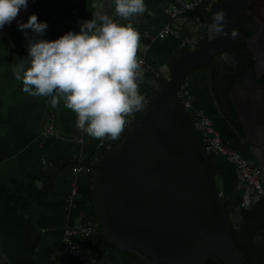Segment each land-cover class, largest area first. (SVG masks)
I'll return each instance as SVG.
<instances>
[{
    "label": "water",
    "instance_id": "1",
    "mask_svg": "<svg viewBox=\"0 0 264 264\" xmlns=\"http://www.w3.org/2000/svg\"><path fill=\"white\" fill-rule=\"evenodd\" d=\"M221 9L226 13L225 29H236L237 36L211 40L208 27L213 13ZM247 14H252L255 31L245 39L241 31ZM262 21L264 1L213 2L206 43L175 56L170 76L155 84L148 107L114 149L97 162L81 161L93 181L94 208L104 240L135 254L143 264H204L207 258L214 264H244V251L235 244L218 196L213 157L206 153L178 91L191 69L220 56L234 68L237 81L228 99L243 127L249 114L264 129V85L258 82L264 63L252 50L257 43L260 48L255 49L264 57ZM236 39L238 48L231 55L228 50ZM235 87L240 96H233ZM256 135L250 151L258 159L264 185V135ZM64 164L45 171L55 174ZM253 245L264 248L260 230Z\"/></svg>",
    "mask_w": 264,
    "mask_h": 264
},
{
    "label": "crops",
    "instance_id": "2",
    "mask_svg": "<svg viewBox=\"0 0 264 264\" xmlns=\"http://www.w3.org/2000/svg\"><path fill=\"white\" fill-rule=\"evenodd\" d=\"M171 1L145 0L146 11L132 21L140 34L138 58L156 68L164 78L170 76V58L185 47L188 50L192 45L197 47L207 30L206 24L199 23L197 18L181 15L169 19L166 10ZM94 2L103 4V11L116 22L128 23L115 16L113 0H28L27 9H21L11 24L0 29V264H84L68 254L62 236L66 226L86 220V209L93 194V181L87 169L83 166L69 176L58 177L53 193L45 198L33 200L23 194L15 201L11 199L10 189L14 179H23L39 169H53L60 161L65 163L62 161L65 158L76 161L89 158L96 151L106 149L110 139H93L78 131L75 113L65 108L62 101L53 108L50 97L29 96L22 90V81L15 79L12 68L27 57L29 38L38 37L29 29L26 38L18 28V21L26 22L30 15L36 14L38 21L48 25L38 39L55 40L69 31L79 32L80 24L92 19ZM167 22L180 35L157 38L156 32ZM161 77L156 78L153 70L148 69L141 91L147 92ZM185 80L194 108L210 116L221 137L250 164H258L250 149L255 147L256 134L264 135L260 123L245 114L244 128L235 110L239 128L231 125L210 90L207 70L188 73ZM49 126L52 133L47 135ZM212 160L217 169L218 188L227 199H236L238 189L232 165L220 156ZM235 208L231 215L234 220L242 214ZM105 261L106 264H129L114 249L107 251Z\"/></svg>",
    "mask_w": 264,
    "mask_h": 264
},
{
    "label": "clouds",
    "instance_id": "3",
    "mask_svg": "<svg viewBox=\"0 0 264 264\" xmlns=\"http://www.w3.org/2000/svg\"><path fill=\"white\" fill-rule=\"evenodd\" d=\"M113 3L115 16L128 23L116 22L103 11V4L94 2L92 19L83 21L79 32L69 31L55 40L29 38L27 57L12 68L25 93L50 97L53 108L62 101L65 108L75 113L77 130L98 140L118 139L128 123L126 118L143 110L146 103L139 92L140 34L132 22L146 11L145 0H113ZM27 7L28 0H0V29L11 24L20 10ZM226 24L225 11L214 12L208 27L209 38H235L236 29L229 32ZM47 27V22L38 21L36 14L30 15L26 22L18 21V28L26 38L27 30L40 37ZM260 195L264 191L254 198L245 196L244 204L258 201Z\"/></svg>",
    "mask_w": 264,
    "mask_h": 264
},
{
    "label": "trees",
    "instance_id": "4",
    "mask_svg": "<svg viewBox=\"0 0 264 264\" xmlns=\"http://www.w3.org/2000/svg\"><path fill=\"white\" fill-rule=\"evenodd\" d=\"M217 1V0H215ZM208 3H202L196 6L193 10L187 11L185 15L189 19L197 18L199 23L206 24L209 22V7L207 8ZM253 31V26L250 28L248 25L243 26V30L241 34L244 37H248ZM206 43V36L202 39L198 40L197 47L202 46ZM187 51V48H183L180 54H183ZM175 56L170 58V63L174 62ZM222 58L220 56L212 59L207 64L191 69L189 73H192L196 70H207L209 73V87L210 90L215 96V99L220 107L221 112L225 115L227 120L234 127L239 128L237 122H235V111L231 105L230 100L228 99L226 79L221 80L219 78V74L221 72V63ZM160 79H158L159 81ZM185 82V81H184ZM154 90V88H153ZM154 92V91H153ZM142 110L138 111L134 116L133 120L130 124L138 119ZM193 119V117H192ZM194 121V119H193ZM129 128L124 129L121 135L116 140H111L109 146L100 151H96L92 156L86 158L84 160L89 162H97L104 156L107 152L114 149L128 134ZM69 158H65L62 160L65 164L59 169V171L55 174H51L50 172L45 171L44 169H39L37 171L26 174L23 179L13 180L12 186L10 189L11 199L15 201H19L23 194H26L33 200L39 198H45L48 195L53 193L54 183L58 177L69 176L71 175L73 168L83 167L80 161L76 160H68ZM61 162V161H60ZM60 162L53 166L57 168ZM85 167V166H84ZM86 168V167H85ZM214 173L216 174L217 169L213 164ZM87 169V168H86ZM88 171V169H87ZM239 204V197L235 199H224L222 200V205L229 217V224L231 228V235L235 241L236 246L244 251V264H264V248L255 247L253 245V238L258 230L261 231L262 236L264 237V195H260L258 201H255L251 204V207L248 211L242 212L241 216L237 219H232L231 215L235 212V207ZM86 220L92 219L97 221L95 208H94V196L91 195L89 204L86 209V214L84 217ZM97 229L96 235L91 238L81 239L89 242V246L92 252L98 259L105 260L106 253L109 249H114L117 251L119 256H121L127 263L129 264H143L139 258L127 251L118 250L113 244L104 240L103 235L100 231V224ZM204 264H214V261L207 258ZM220 264H223L222 262Z\"/></svg>",
    "mask_w": 264,
    "mask_h": 264
},
{
    "label": "built area",
    "instance_id": "5",
    "mask_svg": "<svg viewBox=\"0 0 264 264\" xmlns=\"http://www.w3.org/2000/svg\"><path fill=\"white\" fill-rule=\"evenodd\" d=\"M212 1L214 0H172L169 3L166 12L169 19H175L185 14L187 11L193 10L196 6L202 3ZM168 35L175 37L180 35V31L176 27L171 26L169 22L164 24L156 32L157 38H163ZM35 39H38V37ZM193 48L194 46L192 45V49ZM138 59L142 62L141 76L139 79V92L145 97L146 100L145 106L143 108L144 110L148 107L154 93V86H152V88L150 87L147 92L144 93L140 88L142 82L145 79L147 70L152 69L156 78L161 77V75L156 68L149 66L142 59ZM178 97L180 98L182 105L189 112L191 118L193 117L194 125L201 136L206 153L211 157L220 156L224 158L230 165H232L239 197V204L237 207L242 212L248 211L252 203L250 205H245V196L254 198L259 192L264 191V185L261 181V172L259 167L257 165L250 164V162L245 157H243L242 154L227 139L221 137L220 133L215 127L214 121L210 116H208L202 110L194 108L190 98V92L185 85H182L178 91ZM136 114L137 112L126 118L128 123L125 125L124 129L130 128L132 125L130 123ZM51 133L52 127L49 126L45 134L50 135ZM79 168H73V171L77 172ZM218 196L222 200L226 199V196L222 190H218ZM71 197L72 196H70L69 199ZM98 226V222L94 220H86L78 224L66 226L63 231L62 240L68 254L84 264H106L104 260L98 259L95 256L89 246L88 241L81 240H87L88 238L96 235Z\"/></svg>",
    "mask_w": 264,
    "mask_h": 264
},
{
    "label": "flooded vegetation",
    "instance_id": "6",
    "mask_svg": "<svg viewBox=\"0 0 264 264\" xmlns=\"http://www.w3.org/2000/svg\"><path fill=\"white\" fill-rule=\"evenodd\" d=\"M264 0H261V2H263ZM262 23L264 24V21H262ZM244 25H248L250 28L253 26V31L252 33L248 36L250 37L254 31H255V26H254V23H253V20H252V14H247L246 16L243 17V20H242V30H243V26ZM244 37V36H243ZM248 37H244L245 39H247ZM264 44V42H263ZM241 47L245 48V43H241ZM237 48H238V39H236L233 44L230 46L228 52L233 55L235 53V51H237ZM255 48H260V46L255 43L253 46H252V50L254 51L255 53V56L257 57L258 56V59L262 61V63H264V57H262L259 52L255 49ZM264 56V55H263ZM223 60V59H222ZM236 64L238 65V62H236ZM238 69H239V66H238ZM221 72H220V76L219 78L221 80H225L226 79V85H228V88H227V96H228V93H229V90L232 88L233 86V83H234V80L237 81V78L235 76V74L233 73L234 71V68L228 64H226L224 62V60L222 61L221 63V68H220ZM261 71H264V68L263 69H260ZM246 80H248L247 77H245ZM258 82L259 84L261 85H264V76H261L258 78ZM247 84L249 85V81L247 82ZM235 92L233 96H240L239 95V92L237 90H239L237 87H235ZM251 90V89H249ZM235 111V110H234Z\"/></svg>",
    "mask_w": 264,
    "mask_h": 264
},
{
    "label": "rangeland",
    "instance_id": "7",
    "mask_svg": "<svg viewBox=\"0 0 264 264\" xmlns=\"http://www.w3.org/2000/svg\"><path fill=\"white\" fill-rule=\"evenodd\" d=\"M208 5V7H210L211 6V2H209V4H207ZM186 79V78H185ZM186 81V80H185ZM217 187H220V184H219V182H217Z\"/></svg>",
    "mask_w": 264,
    "mask_h": 264
}]
</instances>
